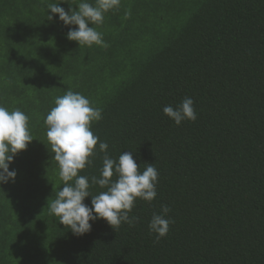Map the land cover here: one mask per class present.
I'll list each match as a JSON object with an SVG mask.
<instances>
[{"label": "trees", "instance_id": "trees-1", "mask_svg": "<svg viewBox=\"0 0 264 264\" xmlns=\"http://www.w3.org/2000/svg\"><path fill=\"white\" fill-rule=\"evenodd\" d=\"M59 2L0 0V106L25 113L33 136L0 185V264H264V0H120L90 25L105 42L91 47L67 38L78 25L48 20ZM69 89L102 109L78 175L100 178L101 141L158 170L134 226L101 218L77 236L49 214L64 182L44 120ZM185 97L197 119L176 125L163 108ZM165 204L174 223L157 241L148 225Z\"/></svg>", "mask_w": 264, "mask_h": 264}, {"label": "clouds", "instance_id": "clouds-1", "mask_svg": "<svg viewBox=\"0 0 264 264\" xmlns=\"http://www.w3.org/2000/svg\"><path fill=\"white\" fill-rule=\"evenodd\" d=\"M119 3L120 0H96L95 4H91L88 0H81L78 9L70 7L65 10L60 6V0L59 3L48 4V20H53L55 14H58L65 26L78 25L77 28H70L66 35L80 46L91 47L93 43L105 46L102 34L90 25L102 23L104 13L118 7ZM163 113L176 125L185 120L197 119L191 97H185L175 108L164 106ZM101 119V108L93 107L87 97L69 89L55 99V107L44 120L50 151L54 153L51 160L58 162L59 177L64 182L63 187L56 192V198L48 200L49 214L58 217L59 223L70 228L77 236L90 232V221L101 218L115 230L122 222L134 226L139 217H130L129 213L135 200L141 198L150 203L157 196L158 170L154 163H148L140 172L132 152H123L115 160L107 155L109 146L103 141L99 143V150L105 152L103 167L100 169V178L91 177V185H99L107 188V191L92 195L89 178L78 175V172L92 164L89 157L94 154L99 137L93 134L91 125ZM28 120L29 117L21 110L9 111L0 106V185L15 181L18 173L17 170H10V164L33 140ZM114 172L116 180L112 179ZM90 195L91 206L84 202ZM170 211L168 205H162L160 212L153 213L149 221V231L156 234L157 241L168 234L170 224L174 223V220L168 218Z\"/></svg>", "mask_w": 264, "mask_h": 264}]
</instances>
